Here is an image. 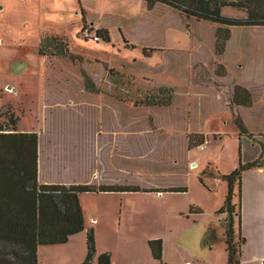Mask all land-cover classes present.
<instances>
[{"label":"rangeland","instance_id":"374dc122","mask_svg":"<svg viewBox=\"0 0 264 264\" xmlns=\"http://www.w3.org/2000/svg\"><path fill=\"white\" fill-rule=\"evenodd\" d=\"M19 4L20 2L0 0V6L3 7L0 9L3 11L0 20L4 39L8 42L0 49V110L3 114L0 118V128L7 125V131L13 132V125L9 120V117L13 116V120L17 121L18 132L39 134L44 155L46 152L50 153L47 149H51L52 144L56 145L60 154H63L61 159L73 166L72 175L63 178L72 183L95 186L131 185L141 188L187 186L189 188L187 193L164 197L152 192H114L116 197L83 194L81 204L85 221L90 226V220L94 217L99 218L100 211L105 216L100 219L97 227L103 224L116 225L118 220L124 218H129L128 221L132 219L145 222L146 216L152 213V216L155 214L154 219L157 216L164 218V211H169L167 207L171 210L184 209L191 214L200 213L194 214L201 216L200 223L195 226L184 224L185 228L179 238V242L191 249L200 259L196 257L191 259L190 263L201 261L204 264H227L226 215L217 214L226 198L227 183L206 175L204 179L207 187L199 178L203 177V171L208 165L215 166L223 174H229L238 167L240 158L243 162H249L255 160L262 152L259 143L255 142L260 136L245 137L242 140L240 156L235 111L233 112L228 104L233 88L247 81L250 73L254 72L253 65L251 67L246 65V72H243L240 51L243 35L241 29L237 27L234 29L238 43V48L234 47V53L238 54L235 55L231 50L222 58L228 69V77L224 80L216 78L211 85L203 86L197 80L200 76L198 72L205 67L213 76L217 63H220L215 54L214 44L216 29L219 26L217 24L198 22L192 18L184 20L183 25L185 27L187 25V31L177 28L170 30L186 33L190 41L180 40L183 37L177 32L170 48L166 47L164 52L155 54L151 59H144L141 42L137 43L138 47L133 51H125L119 47L121 41L118 40V36L121 34L117 25L110 26V29L117 28V31L113 30L117 48L111 40L112 46L116 48L114 50L99 44L101 40L96 42L94 39L86 38L82 29L83 22L74 13H57L53 23H50V14L41 9L37 10L39 0ZM142 13L143 9L135 15L139 17L135 21L136 24L160 25L157 20L151 22L154 19L151 14L157 17L160 14L158 11L150 13L149 18ZM223 13L230 17L246 16L244 11L237 8H226ZM119 16L128 17L115 13L87 15L86 27H89L92 33H96L97 28L106 26L110 20L118 21ZM105 19L108 21L104 22ZM98 21L99 24L96 26L95 23ZM67 22L69 24H66ZM49 23L61 26L49 28ZM174 23L178 25L177 20ZM43 27L48 29L45 34L66 38L72 48L77 46V49H85L80 52H94L100 59L102 58L101 60L107 61L108 66L132 76V85H124L121 93L129 92L142 98L145 93L156 91L162 86L173 87L172 104L162 108L135 107L130 103L115 102L110 96L103 95L99 101L100 105L98 104L99 111L95 113L94 118L90 117L93 122L83 120L80 116L82 112L79 110L60 108L49 124L50 116L45 104L49 101L46 89L55 86L53 75H61L63 67L56 58L48 60L42 56L41 89L37 76L40 67L37 60L39 54L34 47L38 30ZM142 37L145 36L141 35L139 39ZM18 39L27 44L28 59L32 58V65L27 66L23 72L17 71L20 68L19 63L25 60L23 55L26 49L22 43L20 44L22 48H19ZM178 41L180 46L175 47ZM98 57L93 58L91 63L86 61L83 67H80L79 62L71 63L70 60L73 72L71 82L79 86L80 81L77 77L81 68H84L100 81L105 91L112 90V87L114 88L112 82L101 73L100 63L95 61ZM47 78L49 80H46ZM12 79L18 83V93L4 90L6 81ZM123 81L127 82V79ZM62 85L60 84L57 89L63 88ZM256 93L258 94L257 90ZM64 107H69V104H64ZM89 109L94 112L92 108ZM87 110L86 113L89 114ZM239 113L246 126L251 125L255 130L260 128L261 122L257 112L241 108ZM98 123L101 127L97 128L96 137L100 135L101 138L93 144L92 138L96 135L95 128ZM82 131L88 133L91 142L85 140ZM204 137L205 147L201 149L200 142ZM190 138L193 147L189 150ZM213 173L217 176V172ZM109 193L111 192L104 194ZM117 199L122 200V206L114 210L115 202L120 206ZM234 202L241 207L242 219L241 224L238 219L235 220L236 238L238 239L240 234L246 238L242 246L241 264H264V176L254 172L243 174L241 193L237 188ZM101 203L108 204L111 208L101 209ZM91 228L94 229L92 226ZM210 229L215 231L217 239L205 244L204 239ZM124 231L125 228L121 229L118 235ZM108 240L107 233H104L105 245L108 244ZM62 246L64 245L44 248L43 259L53 264H64ZM87 251L86 235V255Z\"/></svg>","mask_w":264,"mask_h":264},{"label":"trees","instance_id":"16d2710c","mask_svg":"<svg viewBox=\"0 0 264 264\" xmlns=\"http://www.w3.org/2000/svg\"><path fill=\"white\" fill-rule=\"evenodd\" d=\"M234 7L246 13L245 17H230L224 15L223 8ZM143 13L149 18L150 13L158 11L157 17L152 16L153 21H159L160 25L152 23L147 25L136 24L139 18L119 16L118 21L110 20L106 26L96 29V35L105 43H111L110 26L117 25L125 43V47L135 49L137 43L143 45V54L151 57L155 51L164 52L165 32L168 29H178L187 31V25H183L184 20L196 19L198 22L217 24L215 34V54L217 60L216 70L213 74L205 68L198 72L199 84L211 85L213 80L226 79L228 77L227 66L222 58L227 54V46L232 38V29L235 27H264V0H142ZM158 9V10H157ZM170 17L172 20H170ZM178 21L176 26L174 21ZM108 20H104L106 22ZM82 29L86 28V16L82 10ZM103 22V23H104ZM189 26V25H188ZM151 27H154L151 29ZM93 28V27H92ZM144 35L142 39L139 36ZM147 40V41H146ZM95 41V40H94ZM97 42V41H96ZM79 48V47H78ZM74 49V50H73ZM85 51L83 48L77 49L66 38H59L45 34L41 40L39 54L48 60L56 58L60 62L62 74L53 75L55 86L46 89V109L51 118L54 119L59 109L79 110L83 120H90L99 111L100 98L103 95L110 96L115 102L133 104L135 107H169L174 97V88L162 86L156 91L145 93L144 97L134 96L124 90V85H132V76H127L123 71L108 66L107 61H103L94 52ZM101 67V73L109 79L114 88L104 90L100 81L88 70L81 68L79 86L71 82L73 78L71 63L79 62L83 67L86 61L91 63L96 58ZM85 58L86 60H84ZM91 58V59H90ZM89 59V60H87ZM71 60V63L69 61ZM108 63V64H107ZM47 67V66H46ZM50 72V69H49ZM69 75V76H68ZM96 75V74H95ZM98 75V74H97ZM50 78V77H49ZM47 78L46 80H49ZM127 79V82L123 79ZM56 79H60L57 81ZM103 79V78H102ZM46 83V81H45ZM60 84L63 88L57 89ZM82 85L84 87L82 88ZM47 87V83H46ZM118 90V92H117ZM127 90H129L127 88ZM126 92V91H125ZM81 95L82 97H79ZM69 107H64V104ZM90 104V106H89ZM235 115V125L238 128L240 138V156L242 140L245 137H252L247 126L244 124L239 109H251L254 105L252 92L242 84H237L228 102ZM48 106V108H47ZM89 106V107H88ZM89 110V114L86 110ZM89 108H92V112ZM87 110V111H88ZM92 113V114H90ZM3 117L0 110V118ZM13 132L7 131L6 126L0 128V264H40L39 248L41 246L62 245L69 241V238L86 229L85 216L81 204L80 195L83 193L101 192H152V193H186L187 186L169 188H141L129 185H90V184H65L58 180L62 178V169L70 162L61 159L59 148L53 144L50 153L43 152L40 145V136L36 132H18L17 121L13 116L9 117ZM89 122V123H90ZM93 125V124H91ZM99 125V126H98ZM92 142H96V130L101 127L98 123ZM93 127H95L93 125ZM49 128V126H48ZM85 140L91 142V138L86 131H82ZM204 137L200 146L204 145ZM88 143V142H87ZM192 138L189 140V150L193 147ZM49 146V144H48ZM63 161V162H62ZM40 166L44 170V178L55 179L54 182L43 183L41 180ZM264 167V146L263 152L255 160L243 162L240 158L238 167L229 174H223L213 165H208L203 171L200 182L206 185L204 176L216 177L227 183L228 191L223 206L217 214L226 215L225 242L227 251V264H241L242 246L246 242L245 237L236 238L235 220L241 224V207L234 202L236 189L241 193L242 178L246 171ZM217 172V176L215 175ZM72 172L70 173L72 175ZM65 181V179H63ZM68 182V180H66ZM65 181V182H66ZM208 187V186H207ZM193 210V209H192ZM191 210V211H192ZM241 233V232H240ZM204 243H211L217 239L214 230L210 229ZM95 230L90 228L87 233V255L82 264H113L111 253H98ZM150 248L156 260L163 263V240L153 239L149 241Z\"/></svg>","mask_w":264,"mask_h":264},{"label":"crops","instance_id":"0c3cea01","mask_svg":"<svg viewBox=\"0 0 264 264\" xmlns=\"http://www.w3.org/2000/svg\"><path fill=\"white\" fill-rule=\"evenodd\" d=\"M7 2H20V4H24L28 1H35V0H5ZM19 4V5H20ZM4 6V5H3ZM3 7L0 6V9ZM228 8H234V7H225L223 8V11ZM5 9V7H4ZM41 9V11L49 13L51 21L50 23H53V18L55 14L57 13H74L77 16H79L78 19L82 20V10L84 11L85 15L87 16H94V14H106V13H115V14H121L124 16H135L141 12L142 9V0H39V5L37 6V10ZM3 11H0V17L2 18ZM49 23V24H50ZM66 24H69L67 22ZM98 23L96 22L95 25L98 26ZM61 25H53L50 24V27H60ZM47 27V26H46ZM93 27V26H92ZM236 28V27H235ZM232 29V38L227 46V51L232 50L234 53V47L238 48V43L236 42L235 38V31ZM240 28L242 31V41H241V61L243 66V72H246V65L254 66V72L250 73V77L247 81H244L241 83L245 87H247L253 94L254 99V105L251 109H248V111L254 110V113H258V119L261 122L260 128L258 130L253 129V127L250 125H247V128L252 134V136H260L259 140H255V142H258L262 152H263V146H264V27H237ZM96 29V27H95ZM48 29L43 27L38 30V34L35 37V44L34 47L36 51H38L39 54V48L41 40L46 33ZM113 30L117 31V28L110 29L111 39L112 43L115 44L113 39ZM178 32V33H177ZM4 30L3 25L0 20V49L4 48V46L7 45V41L4 39ZM178 35L182 36L183 38H180V40H186L188 39L190 41L189 36L180 31H172L168 29L165 34V45L167 48H170L172 45V39L173 37ZM118 40L121 41V45L119 46L125 51H133L135 49H129L124 46V42L122 40V37L118 36ZM179 40V41H180ZM176 42L175 47L180 46V42ZM19 48H22L20 45L23 44L24 49H26L25 54L23 55V61H21L18 65L19 71L17 72H23L26 67L31 66L32 58H29V54L27 53V44L22 42V40L17 41ZM112 43H105L102 40L99 42V44L104 45L103 47L113 48L114 50L117 48V45L115 44L116 48L113 47ZM96 44V45H99ZM105 48V49H106ZM239 50V49H238ZM237 50V51H238ZM161 51H155L151 57H146L143 54L142 55L144 59H151L155 54L160 53ZM237 55L238 53H234ZM26 59H28L26 61ZM37 60L39 62V68H38V81L40 84V87L42 89L43 85V70H42V56L39 54L37 56ZM256 64V66H255ZM253 75V76H251ZM15 76V74H14ZM4 90H10L9 92L18 93V83L15 82L14 79L6 81L4 85ZM256 90L258 94L256 93ZM2 107V106H1ZM101 137H98L97 140L99 141ZM261 152V154H262ZM260 154V155H261ZM253 161V160H251ZM41 171V180L43 183L47 182H54L55 179L47 180L44 178V170L43 167L40 166ZM72 167L69 165H65L62 169V178H68V176H71ZM248 172H254L257 173L259 176H264V167L262 168H255L249 171H246L244 175ZM68 180V179H67ZM61 181L65 184H70V181H65L63 179L58 180V182ZM95 194V195H103V196H110V197H116V193L111 192L109 194H104L107 192H101V193H83V194ZM187 193V192H186ZM80 195V199L82 195ZM159 197H164L165 195H180L177 193H158ZM118 200V199H117ZM120 206L115 202V209H118V207L122 206V200H118ZM111 207H108V204L101 203V209H110ZM169 211H164V218L156 217L154 219V215L152 214L146 216V221H139L136 220H129V218H124L118 220V224L111 225V224H103L101 227H97L98 224H100V219L102 220V217L105 216L100 211L99 218L94 217L92 220H90L89 224L87 225L85 221L86 229L85 231H82L76 235H73L69 238V241L65 244H62L64 255L62 256V261L64 264H80L85 256H86V235L88 230L92 227H94L96 240H97V250L98 253H105L110 252L112 257V263L113 264H161L160 261L156 260L153 256L152 250L149 247V241L153 239H162L163 240V263L164 264H191L190 260L195 259L198 256L188 247H185L179 242V238L183 233V228H185L183 225H190L195 226L200 223L201 216H194V214L200 213H188V211H185L184 209H174L171 210L170 207H167ZM144 220V219H143ZM128 221V222H127ZM110 222V219L108 223ZM120 222V224H119ZM143 222V223H141ZM211 227V224L209 228ZM125 228V231L118 235L120 230ZM205 230V229H204ZM115 231L117 233H115ZM107 233L108 235V244L105 245L103 241V234ZM59 246V245H54ZM54 246H41L39 248V262L40 264H53L45 261L42 257V250L44 248H52ZM199 259V258H198ZM200 260V259H199ZM76 262V263H75ZM195 264H204L201 261H194ZM97 264V262L93 263Z\"/></svg>","mask_w":264,"mask_h":264},{"label":"built area","instance_id":"2783aa9c","mask_svg":"<svg viewBox=\"0 0 264 264\" xmlns=\"http://www.w3.org/2000/svg\"><path fill=\"white\" fill-rule=\"evenodd\" d=\"M83 33H84V36H85L86 38H91V39H94V40H96V41H100V39H99V37L96 35V33H92L89 27H88V28H87V27L84 28ZM204 147H205L204 145H201V146H200L201 149H204Z\"/></svg>","mask_w":264,"mask_h":264},{"label":"water","instance_id":"95a60500","mask_svg":"<svg viewBox=\"0 0 264 264\" xmlns=\"http://www.w3.org/2000/svg\"><path fill=\"white\" fill-rule=\"evenodd\" d=\"M193 166H195V164H193Z\"/></svg>","mask_w":264,"mask_h":264}]
</instances>
